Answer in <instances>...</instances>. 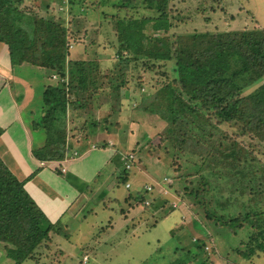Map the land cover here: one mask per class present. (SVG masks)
Listing matches in <instances>:
<instances>
[{"label":"trees","instance_id":"trees-1","mask_svg":"<svg viewBox=\"0 0 264 264\" xmlns=\"http://www.w3.org/2000/svg\"><path fill=\"white\" fill-rule=\"evenodd\" d=\"M23 2L0 0V42L7 46L11 65L28 63L43 68L49 77L56 79L55 84L44 89L43 115L35 122V127L41 128L46 136L43 147L32 150L37 160L66 159L67 116L70 111L84 109L87 96H103L105 103L110 104L109 111L118 112L121 91L130 83L123 73L129 65L157 77L154 94L144 99L140 108L165 122L163 141L170 144L171 158L175 156L174 143L182 138L192 137L203 144L195 132L202 131L203 125L210 126L213 133L217 125L234 124L264 141V29L168 37L173 28L167 8L169 0H97L95 5L88 0L87 7L100 9L109 5L115 11L108 15L112 20L110 28L80 31L71 23V17L65 22L57 12L62 0L44 4L42 15L29 12ZM78 2L70 0L67 13ZM136 6L148 8L153 15L128 17ZM107 33L112 34L115 53L113 64L104 72L95 60L69 59V43L94 45L100 34ZM103 121L107 123L108 117ZM89 126L108 132L98 121H92ZM176 133L181 135L180 139ZM219 141L222 145L214 146L216 140L210 156L223 168L224 175L244 185L240 196L248 198L241 207L258 209L243 211L237 217L216 216L209 209L205 213L217 226L223 224L231 230L248 226L257 233L252 241H264V209L261 208L264 196L259 197L264 194L259 191L264 187V168L252 164L253 158L248 160L245 149L226 134ZM183 149L193 154L191 149ZM199 181H202V185L199 182L201 189L189 181L183 192L193 206L211 207L213 200L208 197L205 178L200 176ZM133 198L143 204L141 194L136 193ZM223 202H218L221 208L227 204ZM50 231L60 230L53 228L25 191L23 181L16 179L0 159V243L5 244L7 256L15 264H21L48 239ZM192 245L197 246L200 254L188 250V263L204 261L201 257L204 242L197 240Z\"/></svg>","mask_w":264,"mask_h":264},{"label":"rangeland","instance_id":"rangeland-1","mask_svg":"<svg viewBox=\"0 0 264 264\" xmlns=\"http://www.w3.org/2000/svg\"><path fill=\"white\" fill-rule=\"evenodd\" d=\"M87 1L80 0L78 2L79 6L78 3H75L70 13H67L70 8L66 11V8L61 6L57 7V12L65 19V22L68 21V17H71V23L80 31L85 28L84 24L86 21L92 23V31L100 28L102 22V29L105 27L110 28L109 23L112 20L108 15L113 13L115 9L109 5L100 9H93L87 7ZM89 1H93L94 5L97 2V0ZM40 2H38L39 7ZM167 8L169 9L170 19L173 24V28L167 33L168 37L189 33L264 29V0H169ZM102 10L104 14H102ZM127 15L128 17L140 18L142 15H153V11L146 7L136 6ZM88 18H93V20H88ZM107 38L108 40L112 39V34H108ZM100 39L104 47L109 45L108 42H102L104 41V36L101 35ZM74 47L75 50L70 54L71 59H75L77 54H79L80 46L78 44L69 43V52ZM99 51L101 52L100 49ZM109 53L102 52L100 54L107 59L110 57ZM106 69L101 68V71L104 72ZM123 73L124 78L136 86L137 84H141V81H138V79H141L142 73H144L142 84L145 83V86L149 87L143 88L141 96L149 93L147 92L148 90L150 94H154L156 90V78L151 79L152 73L148 74L142 71L140 67L133 69L130 65ZM51 79L55 81V76H52ZM168 81L169 78L163 81V83ZM255 87L249 89L248 92L252 91ZM141 96L132 95L130 98L123 99L124 102L121 99L120 105H122V108L120 106L116 114H112L109 111L110 104L105 103L103 96H87L89 98L84 109L69 112L67 125L68 129H70V136L76 138L78 142L83 141L84 137L88 134L87 127L92 121H98L100 125L109 129H114V126L118 129L120 127L117 124L118 122L124 123L126 116L131 119V112L142 107L144 99L142 101L139 100L142 98ZM138 100L139 102L141 101V104ZM133 104L136 106L134 107ZM108 114L111 116H108ZM106 116L108 117V122L106 121L107 123L103 124V118ZM157 118L160 128L156 129L154 127L156 130L151 135L152 143L149 144L150 147L145 151L143 150L137 156L139 157L138 163H143V165L145 164L148 167H153L155 163L160 164L162 161L168 164L170 162L166 157V155L170 156V144L168 141H163L166 124L159 117ZM35 128L41 130L37 126ZM195 132L203 144L197 143V140L192 137L190 139L182 138L179 142L174 143L176 147V159L170 162V170L166 172L165 170H159L157 167L153 168L156 178L158 177L160 180L167 173V178L173 180V184L167 186L169 194H174L185 202V218L182 220V223L178 222L179 224H177V221L181 218L180 210L169 213L171 200L166 196L162 200L153 199L154 203L152 205L154 207H144L143 204L137 201L128 203V198H125L118 204H110V209L108 207L98 209L95 214L89 215L88 212H80L77 216V222L74 221L70 229L67 228L66 230L65 228L66 233L71 235L67 242L61 241L62 246L60 247L67 251V256L59 259L58 264H189L186 255L187 251L199 253L197 246L192 245L194 238L204 242L203 247L209 246L210 252L208 253L203 249L204 253L201 257L204 261H194L190 264H264V241L261 239L252 241V238L257 235L256 232H253L250 227L245 225L236 230H231L223 224L217 226L205 213V210L209 209L216 216L231 215L237 217L241 216L243 211L247 212L253 210V208L258 209L257 207H241L242 203H245L248 198L247 195L240 196L241 190H244V185L240 186L235 180L233 181L224 175L223 168L218 166L210 155L212 154L211 148L214 142L218 140L214 146L222 145L219 138L226 134L230 140L236 141L245 149L248 160L251 157L253 158L252 164L257 168H264V141L255 135L241 131L234 124L222 123L219 126L217 125L213 133L210 126L203 125L202 131L195 130ZM90 135L93 136L94 134L90 133ZM180 136V134H177V139H180ZM185 137L190 136L186 135ZM223 138L226 139L225 137ZM183 147L191 149L193 154L183 149ZM175 156L172 158H175ZM153 158L158 159L159 162H156L155 159L153 161ZM121 165L123 167V162ZM123 171H125L124 167ZM200 176L205 178L208 197L213 200L211 207H201V209L193 206L183 192V188L189 181H191L190 185H196V187L201 189L203 186L199 185ZM128 180H132V175L128 177ZM200 184L202 185V181ZM124 185L125 182L121 181L118 187L121 194L134 192V184L130 185V189H126ZM259 191L264 193V187H261ZM263 196L264 194H259V197ZM223 201H227V204L224 208H221L218 202L224 203ZM262 203L264 206V199ZM133 206L137 207L140 211L143 209L147 210V208L150 211L151 209L161 207L164 208V214L169 213L167 215L170 217L163 219L161 216L152 215L155 219L146 218L144 223L140 222L139 225L128 227V229L116 226V223L121 221L120 216L124 215L129 207L135 208ZM261 208L264 209V207ZM87 215L89 216L87 217ZM85 217V222H79ZM160 218L162 220H159ZM107 221H110L114 225L113 229H107ZM80 223H82L81 226H79ZM98 224L103 225H99L98 227ZM135 231L141 233L133 237L131 233ZM171 231L173 232L171 233ZM54 254L51 253L50 256ZM50 256L47 255L46 257L49 258ZM84 256H87L86 262H83Z\"/></svg>","mask_w":264,"mask_h":264},{"label":"crops","instance_id":"crops-1","mask_svg":"<svg viewBox=\"0 0 264 264\" xmlns=\"http://www.w3.org/2000/svg\"><path fill=\"white\" fill-rule=\"evenodd\" d=\"M39 1H41L40 7L38 5ZM53 1L24 0L23 6L28 7L29 12L34 15H42L44 14V4H52ZM88 20H93V18H88ZM88 22H85L83 31H91L92 23ZM108 34L111 35V33L102 34L104 36L102 42L109 43L106 47L100 42V34L97 37L96 44L90 46L86 44L79 45L80 50L77 57L71 59L69 56V59L95 60L100 68L111 67L115 48L110 43L113 41V37L108 40ZM74 50L75 47L69 52V55ZM102 52H110V57L106 59L100 54ZM146 73L150 74V72ZM143 75L144 73H142L141 86L138 87L130 82L122 89L121 99L123 102V99L130 98L132 95L141 96V91L149 87L145 86V83L142 84L144 81ZM145 78L147 79V77ZM153 78L157 77L152 73L151 79L153 80ZM55 81L49 77L43 68L28 63L11 65L7 46L0 42V159L16 179L23 181L25 191L53 228H59L60 230L59 232L50 231L48 239L35 250L31 257L21 264H58L59 259L67 256V251L60 247L62 246L61 241L67 242L71 235L66 233L65 228L66 230L67 228L70 229L80 212H88L89 215L95 214L98 209H103V207L110 209V204H118L125 198H128V203H130L135 201L133 197L136 193L141 194L144 200L151 201L150 206H153L154 200L165 198L157 193L144 194L143 188L147 185L162 182L163 178H167V173L162 180L156 178L153 168L157 167L161 171L168 172L170 170L169 164L172 161V158L166 155L170 161L169 164L162 161L164 164L162 162L160 164L155 163L153 167H148L143 163H138L139 157L137 156L150 147L152 133L160 128L156 115L141 108L131 112V119L126 116L124 123L118 122L117 124L120 125L118 129H116V126H114V129L107 127L108 132H105L101 128L94 129V127L88 125V134L84 137L86 138L83 140L84 142H78L76 138H72L69 134L70 129H68L67 144L69 151L66 159L59 162H41L37 160L33 156L32 150L43 147L46 136L42 129L37 130L34 127V123L43 115L42 97L44 89L48 85L55 84ZM149 89L151 90V88ZM147 92L149 93L141 96L142 98L139 100L142 101L152 95L149 90ZM69 115L70 113L67 116L68 120ZM90 133L94 135L91 136ZM132 152L136 156V163L131 171L125 172L121 165L122 157ZM73 153H76V155L73 156ZM154 159L159 162L156 158H153V161ZM62 167L65 172L60 171ZM131 175L132 180L129 181L128 177ZM169 180L173 184V180ZM121 181L129 185L134 184V192L121 194L118 189ZM130 187L125 188L130 189ZM166 197L170 198L171 202L178 204L176 208L171 207L169 213L180 210L181 218L177 221V224H179L178 222L182 223L185 218V202L171 193ZM163 210L164 208L157 207L150 211H148V208L140 211L137 207H129L125 214L120 216L121 221L116 223V226L128 229V227L139 225L140 222L144 223L146 218L155 219L152 215L168 219L170 216L167 214L169 213L164 214ZM162 218L159 220H162ZM85 219L86 217L79 222H85ZM99 225L103 224H98V227ZM106 226L109 230L114 228L110 221H107ZM140 233L135 231L131 235L136 237ZM51 253L55 254L50 256ZM47 255L50 257L47 258ZM0 264H15L7 256L4 243H0Z\"/></svg>","mask_w":264,"mask_h":264},{"label":"built area","instance_id":"built-area-1","mask_svg":"<svg viewBox=\"0 0 264 264\" xmlns=\"http://www.w3.org/2000/svg\"><path fill=\"white\" fill-rule=\"evenodd\" d=\"M69 1L70 0H62V4L59 5L61 7H65L66 8V11L69 7ZM71 46V45H70ZM76 153H73V156H75ZM136 158H135V155L134 153H128L126 155H124L122 157V162H123V167H124V170L125 172H129L132 170L133 166H134V162H135ZM61 172H65V169L62 167L60 169ZM172 184V181H170L169 179L167 178H163L162 182L161 183H156L154 185H147V186H144L143 188V193L144 194H147V195H152L154 193H157L158 195H161V196H167L169 194L168 192V187L167 186H170ZM156 185V186H155ZM125 187L126 188H129L130 185L128 183L125 184ZM158 187V188H156ZM151 201L149 200H144L143 201V205L144 206H150L151 205ZM170 206L172 208H176L178 206L177 203H174V202H171ZM197 240L194 238L193 239V242H196ZM204 250L207 251L209 253V246H205L204 247ZM87 261V257L84 256L83 257V262H86Z\"/></svg>","mask_w":264,"mask_h":264}]
</instances>
